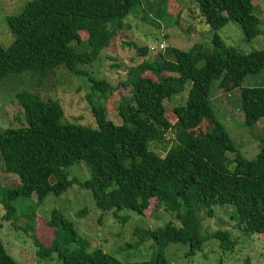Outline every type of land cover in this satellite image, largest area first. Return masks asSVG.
Returning <instances> with one entry per match:
<instances>
[{
    "label": "trees",
    "instance_id": "obj_1",
    "mask_svg": "<svg viewBox=\"0 0 264 264\" xmlns=\"http://www.w3.org/2000/svg\"><path fill=\"white\" fill-rule=\"evenodd\" d=\"M194 1L212 31V49L194 43L187 51L172 47L167 54L165 47L152 61L131 66L119 81L128 90L118 94L120 125L105 118L103 107L93 108L97 127L63 122L58 100L28 91L15 94L23 121L17 117L18 127L0 129L4 171L18 178L8 186V199L34 194L40 204L48 194L59 196L76 184L92 192L102 211L128 210L140 217L148 212L151 218L161 209L169 214L155 228H136L137 241L127 244L136 248L150 238L157 249L149 259L121 261L100 247L91 248L73 223L53 210L45 222L52 229L50 245L33 236L40 257L55 255L58 264H170L165 254L170 244L187 245V256L202 249V221L213 217L217 206H231L241 232L264 240V142L253 159L235 155L230 168L227 152L235 148L208 97L212 81L219 79L223 91L239 90L246 126L264 119V85H242L246 76L264 71V49L243 53L227 47L217 33L231 21L250 41L263 32L261 20L254 0ZM145 2L29 0L18 15L8 17L14 37L8 47L0 44V81L28 71L46 79L61 65L78 73V65H90L113 42L130 14L156 24L154 4L166 6L165 0L147 1L151 8L146 12ZM131 44L142 55L148 53V47ZM92 82L102 94L107 88L116 91L105 80ZM186 82L185 104L167 110L163 101L183 91ZM80 162L89 176H70L68 170ZM13 211L2 219L10 220ZM86 213L81 209L77 214ZM206 237L216 239L222 251L236 245L227 230ZM0 264H18L1 241Z\"/></svg>",
    "mask_w": 264,
    "mask_h": 264
},
{
    "label": "rangeland",
    "instance_id": "obj_2",
    "mask_svg": "<svg viewBox=\"0 0 264 264\" xmlns=\"http://www.w3.org/2000/svg\"><path fill=\"white\" fill-rule=\"evenodd\" d=\"M28 1L0 0V44L4 48L12 43L14 37L8 25V17L18 15ZM144 1L146 12L151 8L147 1L159 0ZM253 4L256 6L255 13L261 20L263 32L246 41L239 25L229 21L217 31L227 47H234L243 53L264 49V0H254ZM165 5L161 7L154 4V9L158 12L155 15L156 24L148 19L142 20L140 15L130 14L125 19L127 25L119 31L113 42L90 65H78V73L61 65L46 79L41 78L36 71H28L1 80L0 129L18 127L20 122L17 117L23 121L22 109L15 97L16 93L22 91L37 93L42 99L58 100L64 109L63 122L97 127L93 108L103 107L105 118L120 125L122 121L116 110L118 94H126L128 90L119 85V81L125 79L131 66L142 60L152 61L158 52H164L165 50L158 48L160 41H165L167 54L172 47L187 51L194 43H202L208 51L212 49V31L203 23L194 0H165ZM163 32L166 37L162 35ZM132 42L139 47H148V53L142 55L133 47ZM93 79L105 80L116 91L107 88L102 94L93 88ZM218 83L219 79L212 81L208 97L214 115L222 123L234 145V151L227 152L232 168L235 155L243 159H253L260 151V140L264 142V119H260L254 127L246 126L239 90L226 92L218 87ZM242 85H264V71L246 76ZM189 88L190 82H186L183 91L163 101L164 107L170 110L185 104ZM68 171L70 176H89L83 162L73 165ZM16 183L17 176L5 173L0 156V241L18 264H58L55 255L40 257L33 243L35 235L42 244L50 245L52 229L45 222L50 219L53 210L59 211L70 220L76 231L89 241L91 248L100 247L121 261L149 259L157 249L150 238L136 248L130 249L127 244L137 241L136 228H155L169 218V214L162 209L156 218L148 216V212L140 217L128 210L102 211L96 207L92 192L81 189L76 184L59 196L48 194L40 204L36 203L34 194L29 198L14 196L13 199H8V186ZM11 208L14 211L10 220L2 219ZM81 209L87 211L83 216L77 214ZM31 214H34L32 220ZM232 215L231 206L215 207L214 216L205 218L201 224L200 233L205 237L202 249L187 256V245L170 244L165 250L170 264H245L246 259H249L248 264H264V240L257 234H243ZM125 217L127 219L123 221L122 218ZM218 230H227L236 241L233 250L222 251L216 239L206 237Z\"/></svg>",
    "mask_w": 264,
    "mask_h": 264
},
{
    "label": "built area",
    "instance_id": "obj_3",
    "mask_svg": "<svg viewBox=\"0 0 264 264\" xmlns=\"http://www.w3.org/2000/svg\"><path fill=\"white\" fill-rule=\"evenodd\" d=\"M165 47H167L166 43L164 40L160 41L158 44V48L159 49H164Z\"/></svg>",
    "mask_w": 264,
    "mask_h": 264
},
{
    "label": "crops",
    "instance_id": "obj_4",
    "mask_svg": "<svg viewBox=\"0 0 264 264\" xmlns=\"http://www.w3.org/2000/svg\"><path fill=\"white\" fill-rule=\"evenodd\" d=\"M258 123V122H257Z\"/></svg>",
    "mask_w": 264,
    "mask_h": 264
}]
</instances>
